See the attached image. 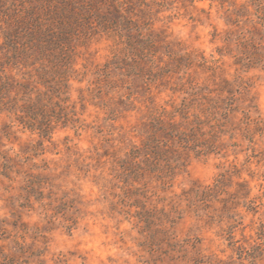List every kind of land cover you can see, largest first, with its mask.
Masks as SVG:
<instances>
[{"label":"clouds","instance_id":"obj_1","mask_svg":"<svg viewBox=\"0 0 264 264\" xmlns=\"http://www.w3.org/2000/svg\"><path fill=\"white\" fill-rule=\"evenodd\" d=\"M140 8L150 13L131 16L140 38L159 47L162 36L171 52L141 58L123 29L94 19L63 64L30 56L0 72L68 113L42 136L21 121L23 93L0 102V264H264V0Z\"/></svg>","mask_w":264,"mask_h":264},{"label":"trees","instance_id":"obj_2","mask_svg":"<svg viewBox=\"0 0 264 264\" xmlns=\"http://www.w3.org/2000/svg\"><path fill=\"white\" fill-rule=\"evenodd\" d=\"M59 1L65 0H57V2ZM17 3H20L21 8ZM55 3L56 0H0V12H2L8 24V29L4 32V48L6 51H0V71L3 72L7 65L19 66L24 63L27 66L30 56H35L37 60L47 57L55 64L64 63V46H67L66 42H69L73 37L72 27H66L64 21L68 16L60 13ZM65 5L71 6L72 0H66ZM124 19L126 25L124 30L128 32V46L133 53H139L143 58V49L156 50L157 47L152 39L142 40L140 34L134 37L130 32L131 28H129L132 21L127 17H124ZM114 27L118 28L117 24ZM155 39L159 40V37ZM58 51L59 55H57ZM182 58L185 59V57ZM123 67L128 68L130 73L134 69L136 70L139 65L136 61H133L132 64L124 61ZM38 72L40 79L49 86V92L52 95H57L59 89L47 79L46 70L41 69ZM12 90H21L23 97L28 98L23 107L25 117H22L21 121L26 122L33 129L38 128L42 136L51 131L53 121L59 122L66 119L67 114L63 112L65 109L61 108L57 111L52 104L50 95H37L34 101L31 100V93L34 89L30 80L25 83L17 81L16 84H13L8 77L0 76V102ZM21 93L17 92V95L19 96ZM55 105L60 106L59 103ZM0 111H3V108H0ZM6 128H8L7 125ZM164 131L168 137L172 136L171 132L166 129ZM3 132L8 134V129ZM159 152H156L157 156H160L161 153ZM133 170L135 169L133 168ZM254 210L252 209V211Z\"/></svg>","mask_w":264,"mask_h":264},{"label":"rangeland","instance_id":"obj_3","mask_svg":"<svg viewBox=\"0 0 264 264\" xmlns=\"http://www.w3.org/2000/svg\"><path fill=\"white\" fill-rule=\"evenodd\" d=\"M126 2L129 5L128 9H127L128 13H129L128 16H122V14L120 12V8L123 5L119 4L118 0H90L89 6L87 9H85L83 6V0H72L71 6L65 5L66 0L65 1H59V2H57V0H56L55 5L57 6L56 8H58L60 13L68 16V18H65L64 24L68 28H70V26L72 27L71 33L73 34V37L78 35L79 33L86 34L85 30L91 27V24H92L94 19H95V22L98 24V26H101L105 29L111 28V29H115V30H120V29L124 30V27H126L124 17H127L128 19H130L132 21L129 28H131L130 29L131 34L134 35V37H136L139 34V22L138 21L134 22L131 19V16L135 14V15H138L141 20H145L149 17L150 13H149V11H146L145 9L140 8V5L144 4L145 0H126ZM223 2H224V0H221L222 4H223ZM17 4H19V8H21L20 3H17ZM146 8L150 9L151 5H146ZM93 9H95V12H93ZM104 9H106V10H104ZM137 9H139V12L136 11ZM238 14H242V13H238ZM101 16L103 18H100ZM228 20L231 23H235V21L231 20V16L228 17ZM115 23L117 24L118 28L114 27L116 25ZM7 25L8 24L6 23V20H5L4 16L2 15V12H0V36H2L3 39H4V32L8 29ZM112 25H113V28H112ZM124 31L126 32V30H124ZM126 33H128V32H126ZM217 35H218L217 33H213V41H215V39L217 38ZM232 35H233L232 33H228L225 37H222V38L225 39L228 44H230L232 42ZM73 37L71 38V40L69 42H66V45L68 47L72 46ZM237 39H238V37H237ZM134 40H136V39H134ZM159 41H161L160 46L157 47L155 51L164 50L167 52H171V49L162 43V41H163L162 36L159 37ZM227 50L231 51L230 48H228ZM0 51H3V52L6 51L4 48V43L0 44ZM218 51L221 53H224L225 48H220V49H218ZM187 62H188L187 58L181 59V57H180V59L178 57V59L176 61H174V63H176V65H177V67L180 64H184ZM237 62H239V61H237ZM147 71L150 72V70H147ZM0 72H2V71H0ZM140 72L142 74H144V73H146V70L143 67H141ZM135 73H136V70L134 69V71H131L129 74L132 75ZM8 79L13 84L17 83V81L14 78L8 77ZM17 92L21 93L22 91L17 90ZM121 103H123V101H121ZM53 106L55 107V109L57 111H59L61 108H64L61 105L60 106L53 105ZM63 112L67 114V117L65 119L67 122L68 113H67L66 109ZM5 129H8V128H6V125L4 126L3 129H0V131H4ZM158 130L161 131L163 133V135L167 136L165 134V131H164L165 129L162 126ZM159 153H161L160 156L165 155L162 151H160ZM160 156H157V157H160ZM124 166L127 168V167H130V164H125ZM134 171L135 170H133V172ZM43 179H44L43 177H37V178H34V182L39 184L42 182ZM241 187L243 188V186H241ZM33 191L35 192L36 189H33ZM41 195H42V193H41ZM65 207H66L65 205H61V207L58 209V211H64ZM225 210L226 211L228 210V202L227 201H225ZM138 215L141 216V219H147V220L151 221V217L154 215V213L144 211L142 213H139ZM262 233L264 234V224L261 225L260 232H259V235L261 236V238H264V235L262 236ZM258 252H259V250L255 249L254 253H250V254L254 255L255 253H258ZM242 254L243 253L241 252V255ZM260 255L264 256V253H260Z\"/></svg>","mask_w":264,"mask_h":264}]
</instances>
